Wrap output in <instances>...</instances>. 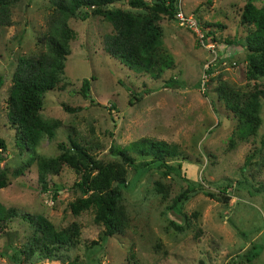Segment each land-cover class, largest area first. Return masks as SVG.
Segmentation results:
<instances>
[{
    "label": "rangeland",
    "instance_id": "374dc122",
    "mask_svg": "<svg viewBox=\"0 0 264 264\" xmlns=\"http://www.w3.org/2000/svg\"><path fill=\"white\" fill-rule=\"evenodd\" d=\"M243 2L178 0L181 9L191 12L203 31L212 36L215 54L201 45L191 30L162 16L158 21L162 42L174 63L156 78L133 71L103 49L102 37L111 25L102 14L91 11L93 6L86 8L84 19L68 17L74 34L68 40L62 80L44 91L38 111L54 120V133L32 149H19L13 142V128L6 121L7 91L17 56L45 51L51 7L48 0H16L12 4V24L0 25V137L6 144L0 150V168L8 178L0 187V203L19 213H40L56 228L74 220L79 232L72 245L56 247L49 256L39 257L36 248L27 256L21 249L26 251L32 226L19 214L13 215L0 226V264L86 261L85 247L102 228L93 221L96 191L88 188L82 192L75 186L79 173L62 160L57 173L44 175L46 189H40L36 178L35 158L57 156L62 151L59 145L69 147L71 139L93 157L113 166L119 164L125 183L119 204L127 224L107 236L103 247L93 252L95 260L90 264H264V195L256 190L259 183L264 185V96H258L254 132L238 139L232 137L236 116L219 92L222 84L238 89L264 86V74L247 72L244 37L252 25L239 22ZM254 3L264 6V0ZM103 7L134 10L125 0ZM168 76L181 85L164 86L162 81ZM83 78L88 79V97L79 90ZM142 88L146 90L142 97L128 103L129 89ZM64 105L79 108L70 111ZM140 136L176 143L178 153L167 161L180 163L179 174L145 168L141 164L144 157L131 150L127 152L134 165L123 164L108 150L109 145L126 146ZM18 167L21 173L14 174ZM180 175L198 181L200 187L182 202L178 212L166 206L184 185ZM54 183L58 185L55 194ZM207 191L228 199L222 201ZM72 202L85 207L72 213ZM170 221L181 228H174ZM252 241L256 256L246 260L242 253Z\"/></svg>",
    "mask_w": 264,
    "mask_h": 264
},
{
    "label": "trees",
    "instance_id": "16d2710c",
    "mask_svg": "<svg viewBox=\"0 0 264 264\" xmlns=\"http://www.w3.org/2000/svg\"><path fill=\"white\" fill-rule=\"evenodd\" d=\"M15 1L0 0V25L12 24L10 8ZM114 1L116 0H48L51 10L47 15L44 33L46 49L41 53L17 56L11 74V84L7 91L6 121L13 128V142L19 149H32L43 137L51 138L54 133V120L40 116L38 111L42 105L44 91L51 89L62 80L63 61L69 52L68 40L74 34L67 24V18L84 19L88 15L86 10L88 6H93L91 11L102 14L110 23L111 30L104 33L102 47L120 63L135 72H146L152 78L158 77L165 69L173 65L172 54L163 45L162 29L158 21L162 16L175 19L178 0H125L126 4L134 10L103 7ZM254 1L244 0L239 15L240 23L252 25L245 33L244 39L247 72L253 76L264 74V6H256ZM204 35H207V32H204ZM90 77L93 78V75ZM162 83L168 87L181 85L180 81H176L171 76L164 79ZM79 90L84 97H88L87 78L81 80ZM129 92L128 103L131 104L139 100L146 90L129 89ZM219 92L225 106L236 116L232 137L246 139L257 126L258 96H264V86L238 89L222 84ZM63 108L72 111L79 106L64 105ZM59 146L62 151L57 156L35 158L36 178L40 189H46L44 175L57 173L62 160L79 173V180L73 182L75 186L82 192H86L88 188L96 191L92 199L93 221L100 223L102 228L97 237L91 239L85 247L87 259L82 264H90L95 260L92 257L93 252L103 247L107 236L121 231L127 224V217L119 204L121 189L125 187L123 173L119 164L113 166L100 157H93L75 140H70L69 147H62V144ZM5 147V140L0 137V150ZM108 150L116 154L123 164L134 165L132 155L127 152L131 150L144 157L141 164L145 168H159L163 174L168 172L179 174L180 163L173 164L167 161V158L175 157L178 153L177 145L165 139L140 136L130 140L126 146L109 145ZM93 169H96V172L92 174ZM13 173H21V168L14 169ZM180 177L184 185L172 196L170 203L166 206L168 209H177L178 212H181L182 202L191 192L200 187L198 181L184 175ZM112 181L114 183L110 184ZM7 183V172L0 168V187ZM52 188L55 194L58 185L54 183ZM256 190H262L264 195L263 184L259 183ZM206 194L222 201L228 199L226 195L219 197L208 191ZM84 207L77 202L70 203L71 211L75 214ZM17 214L32 226L26 251L21 249L27 256L33 254L35 248L38 249L36 254L39 257L49 256L51 250L59 246H70L77 238L79 226L74 220L63 227L56 228L40 213H19L13 206H4L1 203L0 226L5 219ZM170 223L174 228H181V225L173 221ZM242 254L246 260L255 258L256 250L253 241ZM12 256L16 259L15 255Z\"/></svg>",
    "mask_w": 264,
    "mask_h": 264
},
{
    "label": "built area",
    "instance_id": "2783aa9c",
    "mask_svg": "<svg viewBox=\"0 0 264 264\" xmlns=\"http://www.w3.org/2000/svg\"><path fill=\"white\" fill-rule=\"evenodd\" d=\"M175 20L176 22L183 26L188 28L193 32L195 35L197 41L205 46L209 51L213 52L215 54V51L213 50L214 42L211 36L204 35L203 29L200 26V23L198 19L190 12H185L181 9V7L178 5V8L175 11Z\"/></svg>",
    "mask_w": 264,
    "mask_h": 264
}]
</instances>
